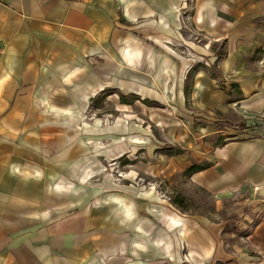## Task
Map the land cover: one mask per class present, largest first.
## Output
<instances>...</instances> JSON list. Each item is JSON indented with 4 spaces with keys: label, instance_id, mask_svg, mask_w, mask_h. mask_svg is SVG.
Returning a JSON list of instances; mask_svg holds the SVG:
<instances>
[{
    "label": "crops",
    "instance_id": "0c3cea01",
    "mask_svg": "<svg viewBox=\"0 0 264 264\" xmlns=\"http://www.w3.org/2000/svg\"><path fill=\"white\" fill-rule=\"evenodd\" d=\"M181 13L205 39L187 44L210 64L187 76L166 51ZM107 92L120 107L126 97L153 103L145 112L159 108L179 151L156 152L162 144L131 123L125 144L92 153L79 134L95 132L82 123ZM130 150L170 179L184 167L213 196L248 190V222L232 234L246 249L226 253L229 223L175 212L153 189L116 187L106 174L87 182L103 172L101 157ZM183 255L264 264V0H0V264H182Z\"/></svg>",
    "mask_w": 264,
    "mask_h": 264
},
{
    "label": "rangeland",
    "instance_id": "374dc122",
    "mask_svg": "<svg viewBox=\"0 0 264 264\" xmlns=\"http://www.w3.org/2000/svg\"><path fill=\"white\" fill-rule=\"evenodd\" d=\"M189 1L191 3L192 0ZM179 16L182 26L181 37L175 42L161 39L162 41L156 43L164 49V42L167 40L170 42L168 43L170 50L165 49L175 56L183 67L184 64L187 65L185 75L187 76L192 68L197 69L200 66L207 68L210 64L208 60H205V55L196 53L187 44L188 41H191L203 46L205 39L195 31L191 24H186L188 22L184 21L183 13ZM120 97L117 93L107 92L90 102L82 126L92 127L95 132L79 135L88 138L86 142L92 153L98 154L107 149L114 150L125 144L131 123L140 126L158 144H162L160 150H156V152L169 156L179 151L178 146L172 145L166 138L164 132L166 123L156 122L153 112H157L159 108L149 109L151 114H148L145 112L146 108L153 106V103L134 97L124 98V102L129 103V105L120 107ZM160 111L167 116L171 114L166 111L165 107L160 108ZM130 136L133 135L130 134ZM146 138L145 141L153 142L151 138ZM147 159L149 158L144 150H130L123 154H116L110 162L104 161L101 157L104 165L103 172L91 177L87 182L97 184L106 174L111 177L112 183L116 187L127 186L139 190L153 189L157 197L175 212L202 216L210 222L223 221L229 223L225 228V235H223L226 253H232L237 247L246 249L243 244L245 240L242 237L233 238L232 234H239L238 230L239 227L242 228L241 224L248 222L247 212L249 206L253 204L248 190H243L236 195L213 196L202 189L191 186L187 182L188 170H185L184 167L172 169L170 173L173 172V178L170 179L168 173L155 174L150 170L147 171L145 168L148 163ZM240 233L242 236V232ZM99 260L100 264H105L102 258ZM181 263H187L186 255H183Z\"/></svg>",
    "mask_w": 264,
    "mask_h": 264
}]
</instances>
